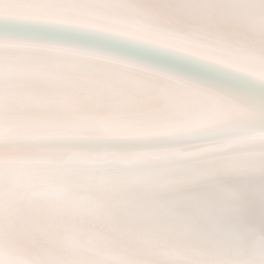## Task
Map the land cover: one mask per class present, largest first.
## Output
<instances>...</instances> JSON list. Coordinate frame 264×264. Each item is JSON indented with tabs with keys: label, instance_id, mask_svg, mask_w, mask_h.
I'll list each match as a JSON object with an SVG mask.
<instances>
[{
	"label": "snow or ice",
	"instance_id": "snow-or-ice-1",
	"mask_svg": "<svg viewBox=\"0 0 264 264\" xmlns=\"http://www.w3.org/2000/svg\"><path fill=\"white\" fill-rule=\"evenodd\" d=\"M0 264H264V0H0Z\"/></svg>",
	"mask_w": 264,
	"mask_h": 264
}]
</instances>
